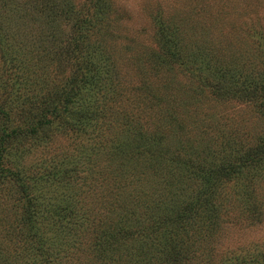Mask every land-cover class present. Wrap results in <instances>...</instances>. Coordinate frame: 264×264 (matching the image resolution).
<instances>
[{"label":"trees","instance_id":"obj_1","mask_svg":"<svg viewBox=\"0 0 264 264\" xmlns=\"http://www.w3.org/2000/svg\"><path fill=\"white\" fill-rule=\"evenodd\" d=\"M71 1H36L37 12L47 22L58 17L73 20L74 36L58 51L49 47L44 65L33 75L1 53L3 66L7 61L12 65L5 69L6 80L0 77V194H11L0 197L6 199L0 203V224L7 242L4 251L0 249V264L18 258L13 256L16 248L23 255L32 254L29 264H201L202 246L195 243L199 230L208 236L217 233L232 222L236 208L249 215L245 220L252 226L261 217L262 203L256 200L253 185L256 174L264 173V135L234 156L232 145L221 144L216 152L214 143L188 132L187 120L176 110L159 111L153 123L151 104L158 107L166 95L152 88L158 80L143 83L142 90L119 82L110 73L116 68L117 53L109 55L102 45L88 40L92 20L77 12ZM87 4L100 14L112 6L108 0ZM170 17L171 27L160 23L156 46L135 58L139 73L155 71L152 76L157 77L158 72L171 71L164 68L167 64L194 57L191 66L197 65L198 72L191 79L199 96L252 104L262 110L264 121V35L252 37L260 65L253 64L252 51L247 68L235 52L201 38V43L213 47L199 64L207 49L186 50L177 19ZM44 28L42 24V32ZM47 28L45 32L54 36V25ZM125 98V105L138 102L135 115L119 106ZM143 111L149 114L151 127L136 118ZM57 134L71 136L75 146L76 140L85 138L90 143L88 156L95 157V148L103 152L101 170L106 173L99 180L100 191L96 187L92 194L90 204L98 203L97 208L90 207L92 217L80 216L73 198L51 200L38 188L45 178L30 177L9 162L11 155L21 153L17 148L22 140L39 142ZM13 144H18L14 154ZM66 164L57 172L65 174ZM231 182L234 187L224 202L218 190ZM249 264H264V253Z\"/></svg>","mask_w":264,"mask_h":264},{"label":"rangeland","instance_id":"obj_2","mask_svg":"<svg viewBox=\"0 0 264 264\" xmlns=\"http://www.w3.org/2000/svg\"><path fill=\"white\" fill-rule=\"evenodd\" d=\"M36 1L0 0V57L4 52L10 59L19 61L17 63L22 65L19 64V67L28 68L31 75L44 65L43 59H46L49 47L52 51H58L60 47L66 46L70 36H74L73 20L58 17L55 22H47L37 12ZM108 2L112 3L111 9L102 14L87 4L89 0H74L70 3L75 6L77 12L89 15L92 20L91 25H94V28L87 31L88 40L98 47L102 45L109 55H112L111 52L117 53L116 68L110 73L115 74L119 82L127 83L135 90H142L143 83L149 82L150 79L158 80L159 83L155 81L152 88L155 93L166 92V95L165 102L162 101L158 107L151 104L153 107L149 110L153 123L154 116L159 111L176 110L179 118L187 120L188 132L214 143L216 152L220 150L221 144L232 145L234 148L229 149L231 152L234 151V156L243 154L256 137L264 135L262 110L259 108L249 103L232 100L221 102L212 100L209 94L202 96L197 94L195 81L191 79V74L198 72L197 65L191 66L194 57L192 60H187L186 57L182 60L179 58L180 62L167 64L164 68L171 71L158 72L157 77L152 76L155 71L139 73V66L135 60L137 56L156 46L155 42L158 39H155V36L160 23H165L166 26L170 24L171 27L172 16L177 19V30L183 35L182 43L185 48L188 46L186 50L196 53V49L201 47L207 49L206 53H202L198 58L199 64L202 60L206 61L207 53L213 47L200 42L203 40L211 41L213 44L220 43L224 50L228 48L230 54L235 52L247 68L252 64L247 57L252 51L253 64L260 65L257 55L252 50V37L264 35V0H108ZM101 15L105 17L106 23L100 19ZM42 24L45 26L44 32ZM49 25H54V36L50 32H45ZM218 49V46H214L215 51ZM188 53L190 51L187 55ZM99 55L96 53L97 58ZM126 55L127 59H124ZM46 63L54 66L47 61ZM11 65L7 61L6 66L10 68ZM7 67L3 66L0 60V77L3 80H6L4 72ZM194 91L196 93H193ZM125 102L126 98L119 106L123 107ZM137 106L138 102L134 100L133 103L126 104L122 110L135 115L139 110L136 109ZM160 106L162 108H159ZM148 115L143 111L136 113V118L151 127V120L146 117ZM74 140L71 136L63 134L39 142L27 138L22 140L17 148L21 153L11 155L9 162L18 165L30 177L41 175L45 178L46 181L40 183L38 188L50 194L51 200L58 196L70 197L71 200L73 198L74 203L78 205L76 211L80 216L92 217V209L98 206L96 201L90 204L92 194L96 187L97 191H100L99 180L106 173L101 170L103 152L101 148L98 150L95 148V157L88 156L90 143L85 138H80L76 140L75 146ZM17 145H11V153H15ZM63 162L67 163L65 174L57 172ZM68 170L70 172H67ZM256 176L253 187L256 188V200L262 203L260 219H256L257 222L252 226L248 219L245 220L249 215L236 208L231 216L232 222L223 224L217 233L208 236L199 230L201 234L195 236V243L202 246L200 249L204 262L201 264H207V260L210 264V259L214 261L213 264H249L258 257V253H264V173H257ZM233 184L234 182L227 183L218 190L219 194L221 193L220 197L225 196L224 202H227L226 194L231 193ZM190 188L187 187L186 194L190 193ZM10 195L5 193L0 194V197ZM5 202L6 199H0L1 205ZM2 226L3 223L0 224V249L4 251L7 242L1 237ZM23 254L21 248L14 249L13 256L18 258H12L11 264H29L32 261V254ZM188 264H193V261Z\"/></svg>","mask_w":264,"mask_h":264}]
</instances>
